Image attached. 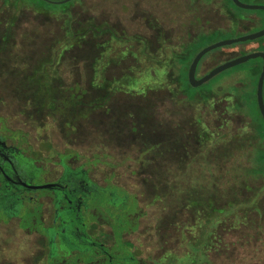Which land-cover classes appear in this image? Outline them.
Listing matches in <instances>:
<instances>
[{
    "label": "rangeland",
    "instance_id": "374dc122",
    "mask_svg": "<svg viewBox=\"0 0 264 264\" xmlns=\"http://www.w3.org/2000/svg\"><path fill=\"white\" fill-rule=\"evenodd\" d=\"M20 1L27 7L34 5L42 11L57 15L43 16L32 10V7H23V11L19 12V27L12 30V41L9 44L19 53L10 51L6 55L10 57L7 63L28 69L31 77H38L34 74L46 64H54L53 69H49V75L60 77L61 73L65 83L74 79L82 82L79 75L81 64H84V72H87L85 76L95 77L97 84L103 78L115 79L112 82L113 88L123 93L115 91L110 106L126 114V123H136L143 136L165 137L171 131L175 135L177 131L180 134L181 130L187 134V139L175 140L177 154L173 156L176 160L182 158L186 165H203L208 168L211 163L204 159L214 158V153H211L213 148L210 147L215 140L222 138L221 134L228 137L248 130L251 121L234 110L233 93L235 85L247 82L256 88V95L260 73L258 59L220 74L198 90L189 85L187 93L196 96L212 95L206 102L187 105H184L183 96L179 94L181 90L175 81L177 74L173 60L176 54L187 48L186 45L198 52L220 41L259 32L264 29L263 14L233 8L234 12L245 18V21L236 25L224 9L223 0H78L72 8V17L75 19L74 27H85L87 30L86 44H83L85 42L80 38L71 39V32L69 30L68 33L66 29L67 24H71V18L70 14L64 12L72 7L73 4L69 5L71 2L55 5L41 3L39 0ZM244 3L264 6V3L255 0H245ZM96 27L102 33L99 34ZM155 28L159 32H155ZM221 30L223 32H219ZM155 34L160 37L155 39ZM137 37H141L142 43ZM258 46L252 42L209 53L198 77L241 56L242 52H258ZM145 49L152 53H145ZM59 61L69 63L65 70L63 66L57 65ZM256 66L259 67L258 71ZM94 94L97 95V92ZM251 107L246 114L259 123L256 105L252 104ZM129 113L133 116L129 117ZM194 118L203 119L206 126L193 125L191 121ZM185 119L190 122L186 124ZM178 125H183L181 130L177 128ZM199 128L204 133L207 131L213 134L210 142L200 144L197 136ZM201 179L202 175L196 176L197 181ZM240 197L249 200L252 194L242 193ZM153 211L151 209L152 214L144 221L142 232L153 221L152 217L156 216ZM191 211L188 215H176L173 219L178 222L171 227L165 223L159 225L160 230L150 245L146 239L149 236L146 230L145 234H134L130 240L135 243L142 241L146 247L155 248L158 259L166 235L168 245L164 249H173V264H193V259L196 264H235L239 252L241 257L253 252L264 256V247H256L259 240H264V236L255 235L252 231L258 222V215L235 210L230 215H220L209 221L204 216V209ZM198 212L203 214L198 215ZM183 222L187 223L188 229L177 227ZM122 227L124 232L137 229L134 224L127 223L122 224Z\"/></svg>",
    "mask_w": 264,
    "mask_h": 264
},
{
    "label": "flooded vegetation",
    "instance_id": "af4514ba",
    "mask_svg": "<svg viewBox=\"0 0 264 264\" xmlns=\"http://www.w3.org/2000/svg\"><path fill=\"white\" fill-rule=\"evenodd\" d=\"M21 3L0 0V264H173V250L164 249L168 245L166 235L158 259L155 248L130 240L134 234L147 231L150 245L160 230L156 216L143 228L145 232L140 225V232H124L119 239L100 241L92 232L93 194L84 188L88 194L79 195L62 183V156L77 151L92 160L94 132L98 130L103 135V143H95L103 153L112 146L108 142L113 137L111 131L124 140L120 134H125L126 114L110 106L115 91H123L113 88L115 79L103 78L97 84L95 77L81 79V83L73 80L74 85H84L81 92L68 90L71 85L63 78L45 77V66L34 74L38 77H31L28 69L7 63L10 51L19 53L9 44L12 30L19 27V12L23 7L29 9ZM158 36L155 34V39ZM137 38L142 43L141 37ZM201 68L199 65L197 77ZM63 98L71 99L76 108L67 111L64 120L57 115L58 111L46 105L47 99L57 102ZM83 108L85 116L77 119ZM71 120L73 125H60ZM48 122L52 125L48 126ZM133 127L134 133L142 135L137 125ZM172 134L171 131L166 139L172 138ZM183 209L178 214L188 215L189 207ZM96 225L103 234L110 233L108 225ZM177 227L188 229L186 222Z\"/></svg>",
    "mask_w": 264,
    "mask_h": 264
},
{
    "label": "trees",
    "instance_id": "16d2710c",
    "mask_svg": "<svg viewBox=\"0 0 264 264\" xmlns=\"http://www.w3.org/2000/svg\"><path fill=\"white\" fill-rule=\"evenodd\" d=\"M39 1L41 3H48L43 0ZM76 1L78 0L72 1L69 4H73L72 7H68L67 12H64L65 14H70L71 18V24H67L66 29L68 33L70 30L69 36H71V39L80 38L84 40L83 42L85 43L83 44H86V28L80 29L74 27L75 25L73 24L75 23V19L72 17V8ZM241 1L245 2V0ZM255 1L264 3V0ZM223 6L236 25L241 21H245V18L238 12H234L233 8L242 12H246V10L237 8L232 0H223ZM31 7L32 10L43 16L51 17L57 15L55 13L52 14V12L42 11L34 5ZM247 12H251L252 14L259 12L264 16L263 11ZM97 32L99 34L102 33L101 29L97 30ZM219 32H223V30ZM255 43L259 45L257 51L264 52V38L255 41ZM238 45H234L233 47ZM186 47L185 50L176 54L173 60L176 64L175 72L177 75L175 80L181 90L179 94L183 96L182 101L184 105L202 101L206 102L212 95L211 93L198 94L197 96L187 93L190 87L188 70L200 50L195 52L189 48V45H186ZM146 52H149V55L152 53L148 49H145ZM243 54L248 53H240V55ZM61 58L63 59V56ZM206 58L202 60L200 68L203 66ZM257 61L260 62V73L258 75L260 77L263 62L261 59ZM59 64V66H63L64 70L69 65V63L67 64L62 61H59ZM53 65H45L46 78L52 77L49 75V69H53ZM83 66L84 64L80 65L79 75L85 81L86 76L84 73L86 72H84ZM256 69L258 71L259 67L256 66ZM55 77L61 78V73L60 77L57 75ZM68 84L71 85L67 87L68 90L81 92L84 88V85H74L72 80ZM241 89H243L242 92L239 91ZM252 89L254 87L247 82H239V86L235 85V94L233 93L235 97L233 102L234 110L238 114L249 118L251 122L247 131H242L228 137L221 134V142H219V138L217 139L219 141L215 140L214 144L210 147L213 148L211 153H214V158H205L207 154L204 157V160L211 163L208 168L203 167V165H186L182 158L178 160L174 158L173 155L176 156L177 154L175 147L177 146V142L175 143V140H185L187 135L181 130L183 125L177 126L181 130L180 134L177 131V135L174 133L173 137L171 136L172 138L166 139V137H163V139L154 141L134 133L133 130L135 128L133 125L136 126V123L129 124L127 122L125 123V134H120V136L124 137V140L118 139V134L114 131L110 132V136H113L112 139L109 141L108 139L105 140V143L107 141L110 142L109 146L112 144L108 152L104 151L103 153L95 145V143L101 140L103 143V135L97 130L94 132L95 143L92 145L94 147L92 160L77 151H70L69 154L63 155L64 177L62 178V183L67 186L66 189L77 190V194L84 196L88 194L87 191L93 194L95 213L94 225L92 227L93 234H97V238L100 241L113 237L119 239L124 233L122 224L126 223L127 225L134 224L137 226L136 230L127 232H139L142 226L145 225L144 221L147 218L149 219L152 214L151 209H154L153 214L156 215L159 225L163 223L174 225L177 223V220L173 218L179 212H182L184 207H189V213L192 212L191 210L197 208L204 209V216L209 221L220 215H230L235 210L241 213H254L258 215V222L254 224L255 227H252V231L255 232V235L264 236V121L257 106L256 88L254 91ZM252 104L256 105L260 119L259 123L253 117H249L246 114L249 113ZM46 105L49 109L58 111L57 115L63 120L67 111L71 108L76 109L73 108L75 107L74 102L71 99L65 98L61 100L57 99V102L47 99ZM84 109H81L82 114L77 116V119L80 116H85L86 110ZM128 116L132 117L133 115L129 113ZM72 121L65 124L61 123L60 125L70 126L73 125ZM185 121L186 124L190 122L189 119H185ZM191 123L193 125H200V127H205L207 124L203 119L197 118H194ZM50 125L52 123L48 122V126ZM199 131L197 136L200 144L210 142V137L213 134L207 131L204 133L200 128ZM228 138L230 139L228 140ZM67 159L70 161L66 164L64 161ZM78 160L82 163H77ZM197 175H202L203 179L197 181ZM85 183L87 186L84 187L83 184L85 185ZM242 193H251V199H242L240 197ZM77 210L78 204L75 203L73 211L76 212ZM96 223L98 225H108L110 233L108 234L104 231L105 233L103 234V232L98 231ZM139 226L141 227L140 230L138 229ZM258 242L256 247H264V240H259ZM237 257L235 264H264V256L257 255L256 252L244 255V257H241L239 252Z\"/></svg>",
    "mask_w": 264,
    "mask_h": 264
},
{
    "label": "water",
    "instance_id": "95a60500",
    "mask_svg": "<svg viewBox=\"0 0 264 264\" xmlns=\"http://www.w3.org/2000/svg\"><path fill=\"white\" fill-rule=\"evenodd\" d=\"M43 1L55 4V5H65V4L72 2L73 0H63L59 2H53L50 0H43ZM232 2L237 8L242 9V10L263 11L264 12L263 5H250V4H246L242 2L241 0H232ZM262 38H264V29L254 34H251V35H246V36L238 37L236 39H231V40L220 41L216 44H213L201 50L195 56V58L193 59L189 67V70H188L189 85L195 89L200 88L204 86L205 84H207L208 82H210L211 80H213L214 78H216L217 76H219L220 74L228 70L244 65L252 60L261 59L263 62V65H262V71H261V74L258 80L256 99H257V106H258L259 112L264 121V52L258 51V52H251L245 55H241L237 58L229 60L215 67L213 70H211L208 74L204 75L203 77L201 78L197 77V70L199 68V65L209 53L215 50H218V49L227 48V47H231V46L238 45V44L255 42Z\"/></svg>",
    "mask_w": 264,
    "mask_h": 264
}]
</instances>
